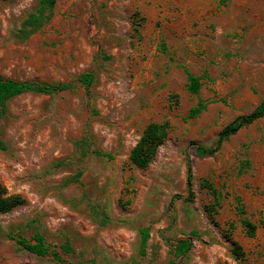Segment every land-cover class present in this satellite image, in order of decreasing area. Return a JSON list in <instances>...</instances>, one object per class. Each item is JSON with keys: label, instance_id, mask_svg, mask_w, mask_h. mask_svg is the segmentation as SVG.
<instances>
[{"label": "rangeland", "instance_id": "1", "mask_svg": "<svg viewBox=\"0 0 264 264\" xmlns=\"http://www.w3.org/2000/svg\"><path fill=\"white\" fill-rule=\"evenodd\" d=\"M39 1L0 0V75L72 86L12 96L0 116V182L24 198L0 212V264H264V114L217 141L264 98V0H56L31 31ZM164 120L148 165L129 164L144 127ZM36 232L67 241V261L10 237Z\"/></svg>", "mask_w": 264, "mask_h": 264}, {"label": "trees", "instance_id": "2", "mask_svg": "<svg viewBox=\"0 0 264 264\" xmlns=\"http://www.w3.org/2000/svg\"><path fill=\"white\" fill-rule=\"evenodd\" d=\"M56 0H40L39 5L35 12L29 14V16L24 20L23 25H30L31 31L39 28L43 23H45L51 13ZM93 78V73L91 71H86L77 77V81L85 86H88ZM188 84L187 88L190 92L196 93L200 86L199 78L187 72ZM72 86L71 82L67 83H38L36 81L28 80H18L9 77H3L0 75V116L2 115L7 100L15 95L28 92H42V93H52L56 91H61ZM204 107L202 101H198L196 106L192 107L188 116L194 117L199 111ZM264 114V98L259 102V104L248 114L238 115L231 122L226 124L218 133L217 141L227 139L230 135L236 133L241 127L248 125L252 121L261 117ZM169 124L167 120L164 121H151L143 129L139 139L135 145L131 148L128 159L129 164L134 165L139 168H144L148 165L152 157L154 156L157 147L163 141L167 135ZM0 146L2 144L0 142ZM196 152L198 155H210L217 150L215 147H206L203 145H196ZM100 154V152H97ZM191 183V172L189 165L187 166L186 173V185L190 189ZM202 185L213 195L216 202V190L210 182L206 180L203 181ZM24 198L18 193H8L6 187L0 182V212H7L14 208L15 206L21 204ZM215 204V203H214ZM214 204L207 206V211L212 212L215 210ZM237 213L243 214L242 206H236ZM241 224L246 229L249 236L254 235L256 225L246 218L240 219ZM233 224L229 223L228 228H232ZM139 251L143 253L146 241L148 238V228H139ZM10 237L15 240L18 246L26 251H29L38 256H47L55 260L57 263L67 261L65 255L72 252V247L66 241L59 245V248L55 244H52L45 240L44 236L40 233H34L29 239L25 238L22 234H10ZM233 245L232 252L235 258L242 259L243 251L238 242L231 240ZM62 249V250H60ZM237 264H250L238 261Z\"/></svg>", "mask_w": 264, "mask_h": 264}]
</instances>
